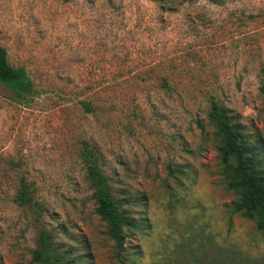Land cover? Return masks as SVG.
I'll list each match as a JSON object with an SVG mask.
<instances>
[{
    "label": "rangeland",
    "instance_id": "1",
    "mask_svg": "<svg viewBox=\"0 0 264 264\" xmlns=\"http://www.w3.org/2000/svg\"><path fill=\"white\" fill-rule=\"evenodd\" d=\"M168 2L0 0V45L34 84L0 83V264H38L39 230L75 264H119L85 144L130 199L135 264H264V231L230 210L207 118L214 99L264 139V0Z\"/></svg>",
    "mask_w": 264,
    "mask_h": 264
},
{
    "label": "trees",
    "instance_id": "2",
    "mask_svg": "<svg viewBox=\"0 0 264 264\" xmlns=\"http://www.w3.org/2000/svg\"><path fill=\"white\" fill-rule=\"evenodd\" d=\"M169 9L168 0H155ZM0 83L17 94L31 93L34 84L22 66H12L0 45ZM259 90L264 99V78ZM88 109V108H87ZM218 140L219 166L226 187L235 194L229 207L232 213L255 222L264 231V139L259 133L249 132L238 117L216 100H211L207 112ZM85 177L92 190L94 211L106 224V234L112 241L114 257L119 264H135L127 255L125 239L131 228H138L129 211L130 199L117 193L109 175L99 166V156L85 144L83 153ZM20 204L31 201L29 187L22 182L17 195ZM216 264H250L244 258L221 256ZM32 260L38 264H75L45 230H39ZM91 264H95L93 261Z\"/></svg>",
    "mask_w": 264,
    "mask_h": 264
}]
</instances>
